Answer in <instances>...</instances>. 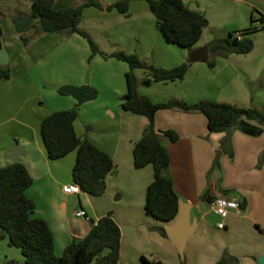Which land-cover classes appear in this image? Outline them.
<instances>
[{
    "label": "crops",
    "instance_id": "1",
    "mask_svg": "<svg viewBox=\"0 0 264 264\" xmlns=\"http://www.w3.org/2000/svg\"><path fill=\"white\" fill-rule=\"evenodd\" d=\"M85 1L55 0L53 6L60 8ZM96 1L101 5L88 4L82 8L79 26L89 34L93 27L99 28L118 49L134 52L156 66L172 67L189 61L183 77L176 79L153 80L143 68H134L139 94L153 101L210 99L264 110V50H255L254 40L253 48L244 54L256 51L254 62L249 67L246 58L240 67L247 88L241 86L225 97L226 84L239 73L229 66V59L237 57L235 53L226 57L214 55L213 66L206 60L191 61L188 52L195 46L183 48L166 42L145 0H130L128 15L115 7H107L115 0ZM184 2L206 15L207 26L212 28L209 41L226 36L230 30L247 27L251 14L256 11L264 14V0ZM30 4L31 0H0V48L8 55L7 63L1 66L7 65L10 73L7 78L0 75V165L13 161L5 154L16 143L15 150L21 153L19 160L33 177L25 193L35 202L33 215L45 219L52 231L55 253L60 254L72 238L84 236L91 218L110 211L119 227L134 226L131 232H121L120 264H148L146 261L152 260L163 264H214L224 250L237 257V264H259L258 257L264 253V162L259 165L258 156L264 149V127L257 135L233 129L227 149L222 150L221 140L226 132L210 131L202 112L176 107L155 112L157 129H173L178 133L175 140L164 139L163 143L169 152L167 174L179 200L187 207L189 222L193 225L182 253L160 230V226L165 229L173 220L161 222L144 210L146 187L153 177V168L151 164L135 167L132 155L134 143L148 124L144 114L118 106L111 112V120L106 118L105 125L98 126L100 131H105L96 135L80 130L74 121L76 133L107 151L114 168L107 174L106 188L101 194L62 190L63 184L73 181L76 151L71 150L57 159L49 158L40 135V123L49 112L75 105L73 96L59 92L60 84H82L87 79L79 73L66 74L53 69L40 73L37 66L42 61L45 65L59 64L66 58L80 61L82 53L76 41L82 36L60 31L35 34V18L27 28L19 30L13 20L18 15L29 14ZM215 21L219 23L213 27ZM23 36L27 37L26 42ZM209 54L208 49L207 58ZM144 78L149 79V83L141 82ZM81 191L83 194L79 196ZM218 195L238 196L241 208L219 215L208 207L209 198ZM76 200L89 218L75 215L79 208ZM16 259L24 262L23 255Z\"/></svg>",
    "mask_w": 264,
    "mask_h": 264
},
{
    "label": "trees",
    "instance_id": "2",
    "mask_svg": "<svg viewBox=\"0 0 264 264\" xmlns=\"http://www.w3.org/2000/svg\"><path fill=\"white\" fill-rule=\"evenodd\" d=\"M54 1L31 0L28 13L35 18L34 32L78 33L88 41V58L97 54L100 51L97 42L79 23L83 6L101 4L96 0H87L81 4L55 8ZM129 1L115 0L107 7H115L120 13L128 15ZM145 1L166 42L191 48L208 24L204 12L189 7L184 0ZM260 28H264V14L256 11L251 14L247 27L230 30L224 37L212 38L207 44L209 52L225 57L232 53H247L254 45L252 34ZM236 31L240 32V37L235 35ZM22 40L26 42L27 37L23 36ZM104 54L126 61L129 66L124 72L125 91L120 97L121 109L144 114L148 118L147 126L132 148L135 167L151 164L153 168V177L146 187L144 210L161 222L171 221L177 214L179 197L167 174L169 152L163 140H175L178 133L173 129H157L154 125L155 112L161 108L173 107L202 112L207 118L210 131L226 132L221 140V149L226 150L230 133L235 128L253 135L261 133L264 127V110L253 105L242 106L210 99L195 102L181 98L153 101L138 93L134 68H143L153 80L176 79L183 77L189 61L172 67H160L147 63L134 52L117 49ZM206 61L210 66L215 64L213 57H208ZM9 74L7 65L0 66L1 76L7 78ZM76 117L77 109L74 106L51 111L41 120L40 135L46 154L51 159L60 158L71 150L76 151L72 167L73 181L80 185L81 190L98 195L105 191L106 176L113 170L114 162L107 151L76 133ZM228 151L231 155V150ZM263 162L264 149L258 156V164ZM32 182L33 177L21 160L0 165V235H6L8 243L18 247L24 257V263L10 258L5 264H120L121 230L110 211L96 219L91 218L86 234L80 238H72L61 253L56 254L49 225L42 217L33 215L35 202L25 193ZM160 230L167 235L163 226H160ZM146 262L163 264L158 260ZM214 264H237V257L224 250Z\"/></svg>",
    "mask_w": 264,
    "mask_h": 264
},
{
    "label": "rangeland",
    "instance_id": "3",
    "mask_svg": "<svg viewBox=\"0 0 264 264\" xmlns=\"http://www.w3.org/2000/svg\"><path fill=\"white\" fill-rule=\"evenodd\" d=\"M218 21L212 22L213 27H215L219 23ZM92 29L93 30L92 32H90V34L92 35V38L97 42L100 49L97 54H95L91 58H88L90 52L88 41L84 37H77L80 39L76 41V43H78L80 51L82 53L80 61L78 58H66L64 62L54 65H45L42 61L39 63L37 68L39 69V72L41 71L42 73L47 72L49 69L62 71L66 74L79 73L87 79V81L84 83H88L89 85H91L97 92V95L94 98L88 99L80 104H78L75 99L74 107H76L77 109V117L75 119V123L80 128V130L89 133L90 135H96L105 131L101 130V132L98 126H104L106 118L111 120V112L113 111V109L119 106L120 97L125 91L124 72L128 69L129 66L126 61L110 55H105L104 53H110L111 49L117 50L119 46H115V44H112L109 39L100 32L99 28L93 27ZM211 29V26L204 27L199 40L194 44L195 48L206 45V43H208L212 33ZM252 35L253 40L257 43L255 50L261 52L262 50H264V31H257ZM101 51H103L104 53ZM235 54V56L237 57L229 59V66H231L233 69L238 70L239 73L238 76L234 77L231 82L226 84L223 91V95H225V97H229L231 93L237 92L241 86L247 88L244 85L245 75L240 70V67H243L242 61L246 58V60H249L248 65L250 67V65L255 60L254 56L256 54V51H252L247 55H244L245 53ZM213 56V53L209 54V58H212ZM218 66L221 67V64H219ZM147 80V78H144L141 80V82L146 83ZM219 99H221V96L219 97ZM82 194L83 192L81 191L79 196H81ZM115 195L116 194L113 195V199ZM82 202V204L84 205V200ZM76 204L78 207L81 206L77 200ZM105 251L106 249L104 250V252ZM17 256H22L20 249L14 245H10L8 243L6 235H0V264H5L6 260L10 258L16 259Z\"/></svg>",
    "mask_w": 264,
    "mask_h": 264
},
{
    "label": "water",
    "instance_id": "4",
    "mask_svg": "<svg viewBox=\"0 0 264 264\" xmlns=\"http://www.w3.org/2000/svg\"><path fill=\"white\" fill-rule=\"evenodd\" d=\"M32 21V16L29 14L18 15L14 18L13 24L17 28L25 29L29 26ZM208 55V46L203 45L196 48H191L188 52V57L191 61H203L207 59ZM8 61V55L5 49L0 48V65L6 64ZM146 83H149V79ZM59 90L73 96L77 103L80 104L88 99L94 98L97 95V92L94 88L88 83L82 84H71L63 83L59 86ZM17 144L14 143L8 153L5 154L6 157L13 161L19 160V155L21 153L17 152L15 149ZM166 233L173 244L176 246L180 253L183 252V248L187 238L193 232V225L189 222V215L187 207L179 200L178 198V211L173 219V222L166 224L165 226ZM134 229V226L122 225L120 230L122 233L131 232ZM259 264H264V253L258 257Z\"/></svg>",
    "mask_w": 264,
    "mask_h": 264
},
{
    "label": "built area",
    "instance_id": "5",
    "mask_svg": "<svg viewBox=\"0 0 264 264\" xmlns=\"http://www.w3.org/2000/svg\"><path fill=\"white\" fill-rule=\"evenodd\" d=\"M235 35L237 37H240V32L236 31ZM62 190L67 193L68 192L78 193L81 190V188L77 182L72 181V182L63 184ZM208 207L209 209H212L219 215L224 216L227 214V212L233 209L239 210L241 208V203H240L238 196L218 195L208 200ZM75 215L84 216L85 218H89L86 210L82 207H79L75 210ZM218 225L222 226V223H219Z\"/></svg>",
    "mask_w": 264,
    "mask_h": 264
}]
</instances>
